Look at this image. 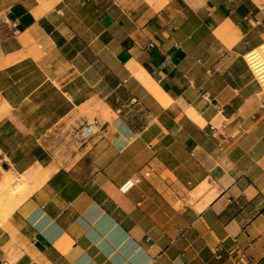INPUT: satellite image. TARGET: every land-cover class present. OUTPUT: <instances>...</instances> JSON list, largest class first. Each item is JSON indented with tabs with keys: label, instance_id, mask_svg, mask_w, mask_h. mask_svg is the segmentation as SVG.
I'll list each match as a JSON object with an SVG mask.
<instances>
[{
	"label": "crops",
	"instance_id": "1",
	"mask_svg": "<svg viewBox=\"0 0 264 264\" xmlns=\"http://www.w3.org/2000/svg\"><path fill=\"white\" fill-rule=\"evenodd\" d=\"M263 45L264 0H0V264H264Z\"/></svg>",
	"mask_w": 264,
	"mask_h": 264
},
{
	"label": "built area",
	"instance_id": "2",
	"mask_svg": "<svg viewBox=\"0 0 264 264\" xmlns=\"http://www.w3.org/2000/svg\"><path fill=\"white\" fill-rule=\"evenodd\" d=\"M246 61L251 68L256 80L264 87V45L253 49L246 55ZM95 133L94 124L88 123L85 127L74 134L75 139L80 142H86ZM133 182H128L123 188V192H127L132 186Z\"/></svg>",
	"mask_w": 264,
	"mask_h": 264
},
{
	"label": "bare ground",
	"instance_id": "3",
	"mask_svg": "<svg viewBox=\"0 0 264 264\" xmlns=\"http://www.w3.org/2000/svg\"><path fill=\"white\" fill-rule=\"evenodd\" d=\"M28 194L25 184L14 185L8 178L0 188V221H5Z\"/></svg>",
	"mask_w": 264,
	"mask_h": 264
}]
</instances>
